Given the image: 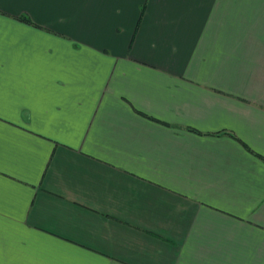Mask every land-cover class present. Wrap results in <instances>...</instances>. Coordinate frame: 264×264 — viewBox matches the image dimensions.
<instances>
[{
  "label": "crops",
  "instance_id": "obj_1",
  "mask_svg": "<svg viewBox=\"0 0 264 264\" xmlns=\"http://www.w3.org/2000/svg\"><path fill=\"white\" fill-rule=\"evenodd\" d=\"M0 264H264V0H0Z\"/></svg>",
  "mask_w": 264,
  "mask_h": 264
},
{
  "label": "trees",
  "instance_id": "obj_2",
  "mask_svg": "<svg viewBox=\"0 0 264 264\" xmlns=\"http://www.w3.org/2000/svg\"><path fill=\"white\" fill-rule=\"evenodd\" d=\"M21 18H23V19L26 20V21L32 22L31 18H30L29 16H27V15H22ZM194 130L197 131V132H201V131L196 130V129H194ZM233 135H234V134H233Z\"/></svg>",
  "mask_w": 264,
  "mask_h": 264
}]
</instances>
